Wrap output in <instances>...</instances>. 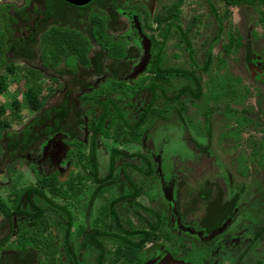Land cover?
I'll return each mask as SVG.
<instances>
[{"label":"flooded vegetation","instance_id":"flooded-vegetation-1","mask_svg":"<svg viewBox=\"0 0 264 264\" xmlns=\"http://www.w3.org/2000/svg\"><path fill=\"white\" fill-rule=\"evenodd\" d=\"M63 1V0H61ZM96 1V0H93ZM91 1V2H93ZM220 3H223L227 7H241V6H253V4L259 3L255 1L253 4L248 3H229L227 0H218ZM64 2V1H63ZM105 2V5L102 4L100 7L98 3ZM134 2H139L144 4H148L151 2V0H97L96 3L92 5H96L98 9L101 11H104V15L96 14V16L104 19L105 26L109 27V29L113 32L114 36L121 39L123 36L122 31H124L126 34L127 32H132V36L135 37V40L138 41V48H134L132 45L129 44V38H127L126 45H123L128 50V57L135 59L138 61V64L133 67L131 65V62H128L129 64L124 65L121 61L114 60L116 63L117 70L111 69V72H109L112 76H101L99 79L95 80L94 86L98 84L103 78H111L112 81H115L114 83H117V80L113 79V76L118 77L119 82H122V84H119L114 89H120L121 86H127L125 85L127 80L132 78L137 74L141 66H145V71L149 74V77H141L139 79V82L141 80H147L149 83V78L154 75L151 71L148 70V66L150 61L152 60V54L154 51V43L157 45L161 44V50H160V58H159V73L160 74V89L157 90L158 97L154 101L156 103L157 101L160 102L162 108L165 107V112H171L170 108H173V115L168 118V116L162 115L159 120L158 128L155 129L153 134H147L143 133V136L141 138V148L143 149L142 152H133L128 153V151H124L120 149L119 147H111L109 149L108 155H107V162H108V174L104 178H99L97 175V139L98 138H107L110 139L114 144L117 143V136L118 132L121 128H124L127 131H135V130H141L142 127L145 126L148 117L146 118L145 122L138 128H127L124 127L120 120L116 118H108L104 124L103 129H106L107 136L104 135H96L95 141H94V160L96 164V180L93 181V175H91V166L88 162V154H89V138L91 136V132L88 130L86 124L82 127L80 137L73 139L71 136H68L66 134H56L53 137L50 138V140L47 142V144L44 146L43 150L41 151L40 156L38 157H32L29 155L26 156H20L16 160H26L30 162V167L34 166L39 169V171H42L47 176L56 175V178H59L61 181V184H64L67 182L68 178H64L65 176H70L73 173V170H71V162L69 160H65L66 156H71L72 150L78 151L79 154L84 152L86 150V160L88 162V173L87 175H82L80 178L85 179L88 178V181L92 184L96 185L95 191L92 193L91 199H93L95 192H104L106 190L110 189L111 183L114 185L118 184V190L120 191V195L122 191L120 188H124L126 190L130 189V183H132L136 189L139 191L138 195L135 196V198L130 197H124L121 198L120 196L117 197L114 200H111L107 206H100L98 208V214L99 218H105L108 217L110 219L111 224L117 228L119 233H109L106 231H93L91 233H86L85 237L87 239V242H89L92 247L97 248V256L95 258L94 264H104L105 260V254L103 251V247L101 245V240L104 238H112L114 240V243L116 245V248L114 250V258H120L121 256L117 257L116 253L124 252V253H130L131 250L127 248L129 242L136 244L139 241V236L144 235L148 231V224L149 221H151L154 217L161 216V221H163L164 225L161 226L158 230H156V233L154 236L151 237V239L147 242H144L140 249L136 253L142 252L143 255L147 256V260L141 261V264H153L155 263L153 258H151L152 253V247L153 245H157L159 243V234L163 236L164 239L173 238V236L181 235L182 237L188 236H197L198 239L203 240V248L204 250H208V252L212 253L214 250L213 255H217L216 257L222 256L224 252L221 251L222 245H225L227 240L224 241L225 232L226 229H223V226L227 225V223L231 222L234 218V214L236 212V208L238 205V201L241 199V196L243 192L245 191V186L242 181H239L238 183H234V177L230 175V166L227 165V163H224L220 160L219 156L225 154V156H235V158L239 157V150L243 147L244 140H251V142H247L245 144L247 148L242 151H240L244 155V151H246V155H256L260 153V156L264 158V133H261L259 128L262 127V130L264 129V49H260L259 51H256V48L254 47L255 42H259V40L251 38L250 35L244 37V40L242 41L239 37L232 38L230 35L228 36V41L221 44V49L218 52L216 56V63L222 62L224 64V61L222 59V56L230 54L233 50H237L241 48L242 55L238 57V63L239 67L243 69L242 72H236V75L232 76H226L223 77V71L220 70V65L217 64L216 69L214 71V74L211 75L209 79V83L212 84L215 82L217 88L219 91L217 93H211L209 95V99L212 101L213 104H216L217 98L219 99V96L221 98L220 103L217 104H223L222 108L219 107V105H216L215 109L213 108H205L202 112L203 116V123H202V130L203 134H200L198 128L194 126L195 120L190 119L189 115L187 116L185 103H183L184 99H198L200 97L201 89L200 84L197 78H195L194 71L197 69L201 73L206 74L209 72L210 69V61L212 59V50L213 45L219 40L218 34L222 32V25L220 22H218V31L215 34L214 37L211 38V40L208 43V46L206 47L204 54H203V60L199 66L195 65V62L192 59V53L191 49L189 47V41L186 40L185 35L181 32V30L176 27L172 21L174 20L175 16L173 14L172 9L176 7V1H172L168 7L163 4V0H160V15L157 16L156 20V28L160 31L158 34L160 36V41H154L150 39V43L152 45L150 51H146L145 45L140 35H138L134 21L132 18V14L135 12H139L142 15L143 21L146 19V13L140 9L135 7H126L123 8V6H127L129 4H132ZM66 6H62L63 9L61 21L64 26L69 28H75L72 24H70L68 21H65L64 14L67 11V7L69 6L76 8L72 10H84L89 9L90 6L87 8H84V6L88 5L87 3L84 6L76 7L73 5H70L66 2H64ZM68 5V6H67ZM262 5V4H260ZM111 6H113L115 9L112 10ZM264 6V5H263ZM66 8V9H65ZM258 10V8H257ZM259 12V11H258ZM50 20V19H49ZM124 23V27L128 29V31L122 30L120 32H117L116 29L111 28L113 27L114 23ZM258 22L260 24H264V12L259 13ZM146 26V25H145ZM160 27H164L161 28ZM80 32H83L85 29H78ZM174 29L177 32L178 37L180 40L184 43V45L187 47V54H188V60L189 64L192 66L190 70L183 69L182 67H161V63L163 60V48L165 45V41L171 32V30ZM111 32V34H112ZM255 31L251 32V35L254 36ZM121 35V36H120ZM182 36L184 39H182ZM131 39V38H130ZM165 39V40H164ZM254 39V40H253ZM188 46H187V43ZM99 48L97 45L93 44L92 51L96 52ZM148 52H150L148 56ZM132 53V54H131ZM91 57H95L93 53L90 55ZM109 63V62H108ZM107 63V64H108ZM110 64V63H109ZM206 66L205 70L202 69L203 66ZM111 66V64H110ZM120 66V67H118ZM124 67V68H123ZM124 69V70H123ZM141 71H143L144 68L141 67ZM175 70L176 72L172 74L170 77H166L163 72L165 70ZM167 78V79H166ZM173 79H177V83H172ZM182 81V82H181ZM138 83L136 85H132L130 88L131 92H133V95L130 96L128 99L130 100L133 98V96L136 94V89H138ZM214 87V86H213ZM147 92H148V84L146 85ZM185 90H188L191 92L190 94H185ZM148 101L150 99V93ZM225 98L226 100H222ZM167 100V103L165 102ZM147 101V103H148ZM153 103V106H154ZM146 104V103H145ZM141 105V102L138 103V109L135 114V116L132 118L131 121H129L126 117V112L122 111L125 115L126 120L129 124H132V122L137 118V113L141 110V108L144 107V105ZM119 106V104H118ZM153 108V107H152ZM221 109L220 119L219 120H213L212 116L216 111ZM155 110V109H153ZM97 113H99V110L97 109ZM156 113V111H155ZM218 115V114H217ZM156 116V115H155ZM187 116V118H186ZM90 120L89 116L84 118L85 123H87ZM28 121V120H27ZM26 121V122H27ZM193 122V123H191ZM148 124V123H147ZM24 125V124H23ZM22 125V126H23ZM260 125V127H259ZM21 126V127H22ZM171 126V127H170ZM20 127V128H21ZM258 128V131L255 132V128ZM19 128V129H20ZM14 130V129H12ZM18 130V129H16ZM159 131V133H165L168 138H179L183 141L185 144L187 150L183 153H189L192 159L196 160V170L193 169V172L197 177L198 181H200V185L197 187L202 188V195L199 196L200 191L196 190L189 186L188 182L186 181L187 178L185 176H180L179 178H176L174 175L176 173L175 166L168 165L167 168L165 166H162L161 161V153H159L160 149H157L152 144V140L154 139V136ZM246 131H248L246 133ZM261 136V138H254L255 136ZM82 136V137H81ZM243 138V139H241ZM81 141L85 146L78 150L75 147L74 141ZM241 144V145H240ZM69 147L71 149H69ZM249 147V148H248ZM155 149L157 152H155ZM113 150L118 151L121 153L119 156H115L112 160V166L110 165L111 162V153ZM223 153V154H222ZM233 153V154H232ZM64 154V155H63ZM63 156V157H62ZM187 156V155H186ZM82 159V156H80ZM196 158V159H195ZM116 159H123V161L118 164V173L117 177L115 179H112L114 166H115V160ZM126 159L135 160V163H132L130 161H126ZM237 159L234 160L235 165H232L233 167H238V165L243 164V160L241 162ZM205 164L206 166H209L211 170H215L216 174L212 178V176L202 175L200 172L198 173L199 166L201 164ZM244 166V164H243ZM242 166V168H243ZM112 167V168H111ZM165 168V170L163 169ZM184 166V168H186ZM183 168V170H185ZM31 169V168H30ZM71 170V171H70ZM208 170V169H206ZM128 171H131L133 173H136L138 176L139 182H144V180L149 179L151 182L149 183V189L146 191H142L141 185H137L133 181V179L128 174ZM171 171H173L171 173ZM202 171V170H201ZM242 170H240V176H241ZM211 173V172H210ZM31 174L33 175L32 171ZM169 180L164 183L165 176ZM172 179L170 178L171 176ZM221 175L223 176L224 182L219 180L222 179ZM2 176V174H1ZM74 176V175H73ZM78 176L79 175H75ZM242 177V176H241ZM64 178V179H63ZM240 178V177H239ZM106 179V180H105ZM196 179V177H195ZM241 179V178H240ZM105 180V181H101ZM101 182V183H100ZM108 185L106 190H99L100 185ZM35 180L34 184L31 186H35ZM54 184H50L49 189ZM67 187L72 186V181L68 180V183L66 185ZM80 186V185H79ZM30 187V186H27ZM25 187V188H27ZM82 188V187H80ZM155 188V189H154ZM173 188V189H172ZM176 188V189H175ZM190 188V189H189ZM225 188V193L223 194ZM24 189V188H23ZM185 189L188 191H192L190 194H192L191 198L188 201L179 202L175 199V190L179 192L181 195L183 191L185 192ZM45 190V189H44ZM43 190V191H44ZM153 190H156L155 193ZM78 191V189H76ZM158 196L157 201V207L161 211L155 212L151 208L148 207V205H145L144 203L140 202V198L144 197L145 202L147 204L149 200V196ZM177 196V195H176ZM178 197V196H177ZM13 197H10L9 201L12 200ZM195 198V199H194ZM41 200L43 205H45L46 208L51 209V211H55L58 215L59 221H64L63 226V235H62V243L61 247H58L56 245V242L50 243L51 249L48 251L49 257L52 259L54 257V252L58 251V263L60 264H79L76 260V257L74 256L73 249L70 244V231H71V215L66 210V208L54 203L52 199L49 197L44 198H37V199H23L21 198L19 200V204L23 209L27 207V209L31 210L33 214H37V210L39 211V218L38 219H25V215H18V216H12L11 218V226H12V234L9 236V238L0 243V247L7 243V241L11 237H15V239L18 241L17 236L20 235L21 228L26 225H21L23 221L27 222V228L36 227L41 222L42 218V209L34 203V200ZM122 200H125V203L122 204L125 206V208H129L133 211V216L135 219H137L143 227H135L129 224V220L125 219L127 226L126 228H123L119 225L118 216L115 211V205L121 204ZM144 204V205H143ZM18 209V208H17ZM110 209L114 212V217L112 218L110 215H101V210L110 212ZM141 211L142 213H138L137 211ZM14 212V211H13ZM188 213V214H187ZM211 213V214H210ZM2 214V213H1ZM209 214V215H208ZM185 215L186 220L185 222L181 221V217ZM217 216V217H215ZM99 219V221H100ZM4 216L2 214V221L0 223V229H4L3 232L6 231V233L1 236L0 234V240L3 239L8 233L7 228L8 224H4L3 222ZM38 220V221H37ZM61 221V222H62ZM37 222L36 226L34 223ZM153 222V221H152ZM194 225V227L192 226ZM256 230H259L255 228ZM24 232V231H23ZM22 234L24 235V233ZM41 233V232H37ZM84 236V235H83ZM128 243V244H127ZM29 244V243H28ZM82 243L80 245V248H83ZM151 245V246H149ZM129 249V250H128ZM216 249L217 252L215 251ZM164 253L166 252L168 255H171V250H167L166 248L162 247L161 249ZM192 251H187L188 258H184L185 261L189 264H202L201 260V253L200 250H197L195 247H191ZM244 250V247H242L239 251L237 250L238 254L242 253ZM132 253V252H131ZM232 254V251L229 253ZM133 255V254H132ZM30 256V260L28 264H40L38 256H36V251H34L31 247H29L27 244L25 247L20 248L18 243V248L8 251L3 250L0 253V264H19L20 262L23 263L24 259L26 257ZM164 255H162L163 257ZM129 258L124 256V261H127ZM158 261H156L157 264H159V258H157ZM130 260V258H129ZM27 264V263H26Z\"/></svg>","mask_w":264,"mask_h":264},{"label":"rangeland","instance_id":"rangeland-1","mask_svg":"<svg viewBox=\"0 0 264 264\" xmlns=\"http://www.w3.org/2000/svg\"><path fill=\"white\" fill-rule=\"evenodd\" d=\"M55 1H57L60 6H66L63 1ZM172 1L174 0H163V4L168 7V5ZM175 1L176 7L171 11L175 16L172 23L181 30V32L185 35L186 40L189 41V47L191 49L192 59L195 62V65L199 66L201 64L204 51L208 46L209 41L212 37L215 36L218 31V22H220L222 25V32L218 34L219 40L212 47V59L210 61L209 72L204 74L197 69L194 71L195 78H197L200 84V97L198 99L186 98L183 101V103H185L187 116L189 115L190 119L195 120L194 123H191H193L194 126L198 128L200 134H203V131H201V126L203 123L202 112L204 111V109L207 107L215 109L216 105H219V107L221 108L223 106V104H217L218 102L220 103V96L219 99L217 98V100L215 101L216 104H213L209 99V95H211V93L215 94L219 91L215 82L210 84L208 79L212 74H214V71L216 69L215 65H220V70L223 71V77H230V75L234 76L236 75V72L243 71V69L239 67L238 63V57L242 55L241 48L233 50L228 55L222 56L224 64L222 62L216 63L215 55H217L220 51L221 44L228 41L227 38L229 35L233 39L239 37L242 41L244 40V37L250 35L251 38L253 37L256 40H259V42L254 41V47L256 48V51L264 49V24H260L258 22L259 13L264 12V6L256 3L253 4V6L244 5L241 7H227L223 3H220L218 0ZM23 2V0H0V3H11L16 7L21 6ZM102 3L105 5V2H101L98 4L102 6ZM160 5V0H151V2L147 5H143L139 2H134L127 6H123V8L125 9L129 6L135 7L137 9L140 8L146 13L147 17L145 21H143L142 15L139 12H135L132 14L135 25L134 27L138 35H140V37L142 38L141 40L145 45V49H147L146 51H150L152 47L150 39L157 42L160 41V36L158 34L160 31L156 28L157 16H159L161 12ZM69 7L72 9H76L71 6ZM70 8H65L67 10L64 14V17L66 18L65 21H68L78 29H86L84 20H86V18L92 13L95 15L101 14L105 16L104 11H101L94 5L90 6L89 9L84 10H72ZM111 28L116 29L117 32H120L124 29L125 31H128V29L124 27V23L120 22L114 23L113 27L111 26ZM161 28L164 27H160V30ZM253 31H255L254 36L251 35V32ZM124 33L125 32L122 31L121 34ZM118 41L120 42V45H126L127 39L126 37L122 36L121 39H118ZM186 48L187 47L178 37L176 30L172 29L165 41V45L163 48L164 55L161 67L165 68L179 66L183 69L190 70L192 66L189 64ZM150 52L147 53L148 56ZM19 66L20 67L18 68V71L8 76V88L5 94L0 97V104L5 106L4 118L9 122L10 127L14 130L19 129L23 124L26 123L27 120H29L33 116V112L29 109L23 96V93L27 89V82L22 67L24 65L22 64ZM61 67L62 65L60 66V68ZM141 67L144 68L143 71H141ZM141 67L135 76L127 80L129 84L126 83L125 85L127 86H121L120 89L113 88V83L115 81L111 82V78H103L102 80H99L100 82L94 87L96 89H98V87H105V90L102 91V94L100 96L101 98L107 97L109 95L113 99H122L119 103V107L122 111L126 112V117L129 121H131L135 116L138 109V103L141 102V105H143L147 103L149 98V94L146 88L148 81L144 79L139 82V79L141 77H149V74L145 71L144 65ZM47 73L52 74L53 72L47 71ZM137 83L138 89H136V94L130 100H126V95L131 92V90L128 88L132 85H136ZM172 83L176 84L177 79H173ZM40 85L41 90L38 94L39 101H42L44 105H50L59 102L60 98L56 95V91L61 90L60 83L42 78L40 80ZM49 89L52 91V93L49 92ZM12 100H15L19 103L18 109L13 110L9 107V103ZM222 100L224 101L226 99L223 98ZM165 108H162L159 101L154 103L153 109H155L156 111V116H149L145 126L142 127L141 130L129 132L124 128H121L116 139L117 143L115 144L107 138L101 137L96 140L97 175L99 178H104L108 174L107 155L111 147H119L126 152L128 151V153H143L140 141L143 133H147L150 135L153 134L155 129L158 128V124L161 123L159 122V118L162 115L168 116V118L173 115V108H170L171 112L169 113L165 112ZM220 110L221 109L219 108V110L213 114V120L220 119ZM259 127H254L255 132L258 131ZM259 130L261 133H264V129L262 130V127L259 128ZM247 132L248 131H246V133ZM256 134L258 135V133ZM254 138L258 139L261 138V136H254L253 139ZM154 139L155 140H152V144L155 148L160 149L159 153H161L160 158L162 161V166H165V168H167L168 165L173 164L176 169V173L174 176L176 178L185 176V178H187L186 181H189V186L187 187H191L199 191L201 190L199 194V196H201L202 188L199 189V187H197L198 185H200V181H198V176H196L193 172V169L195 168L196 170L197 168V163L196 160L192 159L189 153H183L187 150L183 141L178 137L168 138L164 132L161 134L159 133V131L154 136ZM243 141H245L243 143V147L238 151L240 158H237L240 162L241 160H243L244 166L243 164L238 165V167L232 166L235 165L234 160L237 159L235 158L236 155L225 156V154L222 153L223 157L222 155L219 156L221 161L227 163L228 166L231 165L230 175L234 177L233 182L236 184L239 181H242L245 186V191L243 192L241 199L238 201L233 220L227 223V225L223 226V229H226V232L224 234L226 238L224 239V241L226 239H229L230 237V240H227L226 244L222 245L221 251H223L224 253H221V255L225 256H233L235 255V253H238L237 250L239 251L242 247H244V245L246 244V236L249 231L255 228L260 230L264 228V158L260 156V153L256 155H246V151H244L243 155L240 151L244 150V148L246 149V141L251 142L252 139H243ZM69 149L71 148L69 147ZM155 152H157L156 149ZM72 153L73 154L71 156H66L65 160H69L71 162V170H74L70 176L64 177L72 181V186H66L68 180L66 183L61 184V180L59 178H56L57 182L52 185V188L45 189L43 193L45 197H49L54 203L66 208V210L71 215V231L69 237L70 244L77 262L79 264H94L98 252H96V250L98 249L92 247V245L87 242L85 235L86 233H91L95 230L106 231L109 233H119L117 228H115V226L111 224L108 217L101 219L99 218L98 208L100 206H107L111 200L119 197L120 191L118 190V184L114 185L113 183H111L109 190H106L104 192H95L93 199H91L96 185L90 183L88 181V178H80L82 175L84 176L88 173L89 168L87 167L88 162L86 160L87 152L86 150H84V152L82 151V153L79 154L78 151L72 150ZM80 156H82V159L80 158ZM122 161L123 159L115 160L112 179H115V177H117L118 164H120ZM126 161L135 163V160L126 159ZM29 165V161L18 159L12 164L13 170L3 173L2 176L0 174V197L5 201L7 206H13V202L9 201V197H13V193H18L21 189L34 184V176L31 174ZM186 165L187 167L184 168V166ZM165 168L163 167L164 170ZM183 168L185 170H183ZM199 170L200 171H198V173L200 172L202 178L203 175L207 174H209L208 176H212L213 178L216 174L215 170H211L209 166H206L204 163L199 166ZM240 170H242V177L239 175ZM172 172L173 171H171V173ZM128 174L133 179V181L137 183V185H141L142 191H146L149 189V183L151 182V180L146 179L141 183L138 181L139 175L131 171H128ZM75 175H79V177ZM167 177L169 176H165L164 183L169 180ZM170 178L172 179L173 177L171 176ZM221 178L222 179L219 180L224 182L222 175ZM76 189H78V191H76ZM155 191L156 190H153L154 193ZM174 192L176 201L178 200L179 202H181V200L188 201L189 199H192V194H190L192 191L190 190L188 191L187 189H185V192L183 191L181 195L176 190ZM224 193L225 188L222 196L224 195ZM139 200L140 202L138 203L141 204L142 202L145 205H148V207L153 211H161V208L159 209L157 207V195L152 197L149 196L147 204L144 197H141ZM34 203L39 205V207L42 209L41 222L38 226L26 230L27 222L23 221L21 225L26 226H23V229L21 228V232L24 231V239L29 242V244L27 245L34 251H36V256H38L40 264H60L58 263L59 261L57 257L58 251L54 252V257L52 259L49 257L48 251L51 249L49 245L52 242H56V245L58 247H61L64 221H59L57 213L55 211H51V209L46 208L41 200H34ZM124 203L125 200H122L121 204L118 203L115 205V211L118 216L119 225L123 228H126L127 224L124 220L128 219L130 225L135 227H143V225L133 216V211L129 208H125V206L122 205ZM137 212L139 214L142 213L139 210ZM181 218V221L185 222V215H183ZM1 221L2 214L0 213V223ZM192 226L194 227V225ZM3 230V228L0 229V234H2L1 236L6 233V231L3 232ZM82 243L85 244H83V248H80V245ZM101 245L105 254L104 264H141V261H143V259L146 261L148 258L147 256L143 255L142 252H140L129 255L130 260L128 258L127 261H124L123 255L120 258L115 259L114 250L116 248V245L114 243V240L112 238H104L101 240ZM202 246H205L203 245V240L198 239L197 236H190L188 234V236L182 237L181 235H175L173 236V238L167 237V239H164L162 234L161 236L159 234V243H157V245L151 246L152 253L150 256L155 262L153 264H157V258H159L160 260L159 264H189L185 261L184 258H188L190 254H188L187 251H192L191 247H195L197 250H200L202 256V264H220L219 258L221 256L216 257L217 255H213L214 250L212 253H210L208 252V250L206 251L203 248H200ZM162 247L166 248L169 251L171 250V255H168L166 252L164 253L161 250ZM16 248H18V241L13 236L7 241L6 244L0 247V253L3 250L11 251ZM217 250L218 249H216L215 251L217 252ZM231 251L232 254H229ZM162 255L164 256L162 257ZM29 258L30 256L26 257L23 263L20 262L19 264H28L30 260Z\"/></svg>","mask_w":264,"mask_h":264},{"label":"trees","instance_id":"trees-1","mask_svg":"<svg viewBox=\"0 0 264 264\" xmlns=\"http://www.w3.org/2000/svg\"><path fill=\"white\" fill-rule=\"evenodd\" d=\"M23 1V4L19 7L11 3H0V97L5 94L8 88V76L18 71L19 65L23 64V73L27 82V89L23 96L29 109L33 112V116L20 129L12 130L9 122L4 118L5 106L0 104V174L13 170L12 164L20 156H40L44 146L56 134H66L73 139L80 137L82 127L86 124L91 132L88 143V162L91 166L92 180L98 182L95 176L94 141L97 134L108 135L106 129L102 128L104 122L108 118H116L121 121L124 127L133 129L140 127L148 116L156 115L152 107L158 97L157 90L160 89L159 81L161 78L158 71L161 44L154 43L152 60L148 66V70L154 73L149 78L148 83L150 99L137 113V118L132 124H129L118 106L122 99H113L109 95L101 98L100 96L105 87L96 89L93 85L95 80L101 76H112L109 73L111 69H118L114 60L121 61L126 66L131 61L133 67L138 64L137 60L128 57L127 48L120 45L119 38L114 36L109 27L105 26L102 16L98 17L93 13L89 15L84 20L86 29L80 32L75 28H69L61 24V15L64 11L57 1ZM227 1L229 3L241 2L248 4L257 1L264 5V0ZM96 2L97 0L90 2L84 8ZM111 8L112 10L115 9L113 6ZM123 36L129 38L130 45L138 48L139 40H135L132 32L129 31ZM182 39H184L183 36ZM93 44L98 46V51H92ZM92 53L95 57L90 56ZM205 68L204 65L202 69L205 70ZM47 71L53 73H47ZM175 72L171 69L165 70L163 74L168 78ZM42 78L60 83L61 90L56 91V95L60 98L59 102L44 105L42 101H39L38 94L41 90L40 80ZM112 78L117 80V83H113V88L122 84V82H119L118 77L113 76ZM49 92L52 93L51 90ZM190 93L185 90V94ZM132 95L133 92H129L125 97L126 100ZM165 102L167 103V100ZM9 107L16 110L19 103L12 100ZM97 109L99 113H97ZM87 116L90 120L85 123L84 118ZM74 143L78 150L85 146L80 140L74 141ZM120 154L116 150L112 151L111 166L113 158ZM30 168L36 184L34 187L30 186L21 189L18 193H13L12 207L7 206L0 197V213L4 216V224H8V234L0 240V243L6 241L12 234V216L24 214L26 220L39 218L38 210L37 214H33L27 207L24 210L20 209L22 207L19 200L21 198L28 200L39 197L44 198L43 190L49 189L51 183L57 182L55 174L47 176L34 166ZM107 187L108 185L102 184L99 190H106ZM120 190L122 191L121 198H135L139 193L132 183H130L129 190L122 187ZM100 214L114 217L112 209H110V212L101 210ZM36 224L37 222L34 223L35 226ZM163 225L160 215L157 218L154 217L149 221L148 231L139 236V241L136 244L127 243V248L132 253H116L117 257L122 255L128 257V255L134 254ZM19 231L20 235L17 236V239L20 248H23L29 242L24 239L20 229ZM245 241L244 250L240 255L238 253L233 256L222 255L219 258L220 264H264V228L249 231Z\"/></svg>","mask_w":264,"mask_h":264},{"label":"water","instance_id":"water-1","mask_svg":"<svg viewBox=\"0 0 264 264\" xmlns=\"http://www.w3.org/2000/svg\"><path fill=\"white\" fill-rule=\"evenodd\" d=\"M64 2L76 6V7H80V6H84L87 3L93 1V0H63Z\"/></svg>","mask_w":264,"mask_h":264}]
</instances>
